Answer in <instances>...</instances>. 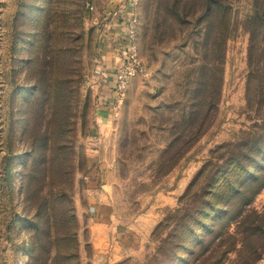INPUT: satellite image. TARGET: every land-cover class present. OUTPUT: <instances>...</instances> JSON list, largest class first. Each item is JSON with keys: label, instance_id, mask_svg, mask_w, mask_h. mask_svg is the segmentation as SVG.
<instances>
[{"label": "rangeland", "instance_id": "rangeland-1", "mask_svg": "<svg viewBox=\"0 0 264 264\" xmlns=\"http://www.w3.org/2000/svg\"><path fill=\"white\" fill-rule=\"evenodd\" d=\"M171 1L0 0V264H159L184 234L174 226L196 204L199 172L238 143L264 141L260 35L249 64L255 0L221 1L220 80L200 128L189 115L206 2L184 0L171 14ZM55 196L58 212L46 214ZM245 206L264 213V184ZM61 208L74 216V241L47 233ZM232 247L222 264L240 263ZM191 249L166 264H198Z\"/></svg>", "mask_w": 264, "mask_h": 264}, {"label": "trees", "instance_id": "trees-1", "mask_svg": "<svg viewBox=\"0 0 264 264\" xmlns=\"http://www.w3.org/2000/svg\"><path fill=\"white\" fill-rule=\"evenodd\" d=\"M171 1V0H169ZM184 0H172L169 3L168 9L170 13H174V9L179 6ZM206 2V11L199 17L205 20L204 27V52L203 57L205 62L202 64L200 76L196 87L199 91L200 97L196 100L192 115L190 114L189 123L194 128H200L203 118L208 114L210 109L214 106V102L210 100L214 93L215 80L219 82L220 76L215 62L217 49V41L220 30V18L226 11V7L222 4V0H204ZM167 2V1H165ZM199 19V20H200ZM251 38H253L252 54L250 53V67L253 68L256 62L254 57V50L257 49L256 40L264 41V4L263 0H255L254 13L248 19ZM260 35V38L258 36ZM256 37V39H255ZM255 41V42H254ZM208 51L214 54L207 60ZM261 56L264 61V48H261ZM214 58V59H213ZM252 62V63H251ZM255 76V75H254ZM256 78L264 83V63L261 70L258 71ZM216 95V94H215ZM196 123V125H195ZM262 129H264V124ZM181 135V133L179 134ZM262 135H255L253 139H248L245 142L238 143L234 147L237 149L231 151L223 159L221 165L210 164L207 170L203 168L199 172L198 177L203 178L202 189L194 193V200L197 204L193 206L190 211H185L184 215L178 220L176 228L183 229V236L177 235V240H174V248L168 254H164V258L159 261V264H166L168 261H177L178 257L176 250L183 249L190 252L191 246L197 245L200 248L198 264H222L226 253L232 250L234 243H238L240 248L245 250L240 255V263L238 264H253L264 253L262 242L264 241V213H258L254 209L245 206L250 200L251 194L258 191L260 186L264 184V141L261 142ZM179 139V137H178ZM176 138V140H178ZM228 151V152H229ZM222 159V158H221ZM255 169V170H254ZM226 172H228L226 174ZM199 179V178H198ZM60 194L58 197H63ZM55 196L54 201L47 206L46 214H54L58 212L59 198ZM43 198L40 204H44ZM232 208L233 219H228L230 216L228 211ZM61 219L53 220L51 223H45L47 233L50 231L56 232L59 241L75 240L76 224L74 216L67 213L61 208ZM231 213V214H232ZM200 218L213 222L210 227L209 224L201 221ZM217 220V221H216ZM236 223V230L234 232L228 231L231 222ZM216 223L218 227L216 228ZM227 224V226L225 225ZM215 226V227H214ZM42 228H36V243L35 248L41 251L44 248L42 241H40V234ZM202 233L206 234L201 237ZM236 234H239L237 239ZM176 239V238H175ZM230 242V247L223 249V245ZM188 245H184V244ZM211 243V244H210ZM168 244H171L168 243ZM223 249V251H221ZM163 251V250H162ZM187 251H184L186 253ZM248 252V253H247ZM218 254V255H217ZM67 253L65 257H67ZM34 256L31 257L33 259ZM35 259L33 264H35Z\"/></svg>", "mask_w": 264, "mask_h": 264}, {"label": "built area", "instance_id": "built-area-1", "mask_svg": "<svg viewBox=\"0 0 264 264\" xmlns=\"http://www.w3.org/2000/svg\"><path fill=\"white\" fill-rule=\"evenodd\" d=\"M122 72L123 71L117 72L116 75H114L113 88H115L116 90L121 88V83L123 82L124 79L123 78L124 73Z\"/></svg>", "mask_w": 264, "mask_h": 264}, {"label": "crops", "instance_id": "crops-1", "mask_svg": "<svg viewBox=\"0 0 264 264\" xmlns=\"http://www.w3.org/2000/svg\"><path fill=\"white\" fill-rule=\"evenodd\" d=\"M111 78H114V75H113ZM111 80H112V79H111ZM112 81H113V80H112ZM112 81H110L109 84H111ZM109 86H110V85H109ZM260 264H264V258L261 260Z\"/></svg>", "mask_w": 264, "mask_h": 264}]
</instances>
